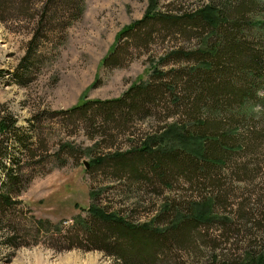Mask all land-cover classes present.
Instances as JSON below:
<instances>
[{
    "label": "rangeland",
    "instance_id": "374dc122",
    "mask_svg": "<svg viewBox=\"0 0 264 264\" xmlns=\"http://www.w3.org/2000/svg\"><path fill=\"white\" fill-rule=\"evenodd\" d=\"M242 2L246 10L239 17L235 9ZM207 4L246 26L241 41L253 47L264 42L258 27L264 22V0H161L155 12L180 20L171 26L152 22L120 41L124 29L153 11V0H0V123L7 119L16 131L9 144L11 134L0 132V160L17 173L12 186L4 187L6 172L0 170V193H11L13 203L0 209V264H126L120 252L96 250L111 248L112 242L90 239V230L108 238V225L95 219L90 207L136 226L156 219L151 228L165 230L204 199H214L210 226H194L181 234L180 244L169 242L158 250L153 261L129 263L245 264L248 257H264V90L258 92L261 105L250 110L254 119L242 121L237 133L231 117L238 108L229 112L225 106L218 115L204 104L194 110L196 92L188 91L202 59L197 51L211 29L191 26L182 17ZM212 37L207 40L216 43ZM117 46V65L104 67ZM156 69L182 73L177 79L187 83L178 89L181 105L164 92L145 112H118L114 122L106 123L99 113H69L86 101L119 99L136 84L159 86ZM205 120L223 122L228 135H236L230 146L244 148L228 154L225 166L168 169L163 178L116 173L115 153L138 149L176 124L201 134ZM253 130L255 136L249 134ZM155 146L154 152L168 148L158 141ZM98 157H106L105 164L91 165ZM133 239V246H142Z\"/></svg>",
    "mask_w": 264,
    "mask_h": 264
},
{
    "label": "trees",
    "instance_id": "16d2710c",
    "mask_svg": "<svg viewBox=\"0 0 264 264\" xmlns=\"http://www.w3.org/2000/svg\"><path fill=\"white\" fill-rule=\"evenodd\" d=\"M160 1L153 0V11L147 12L142 20L136 21L124 29L119 35V41L128 35L138 33L143 27L152 22L160 21L167 26H171L180 20L176 17L156 13ZM245 8L246 2H242L235 9V13L240 17V14H244ZM182 19L188 20L187 23L191 26L211 29L210 36L207 39L217 36L216 43L211 42V44L206 39L201 49L197 51L202 56L201 61L197 60V66L193 68L194 76L197 79L195 80L194 77L188 81V91H195L197 96L195 102L192 103L193 109L199 110L204 104L209 111L214 112L212 114L216 113L218 115L225 106H228L229 112H231V109L238 108V115L231 117L233 131L237 133L241 128L242 121L254 119V114L250 111L252 107L257 104L261 105V97L258 96V92L264 90V42L259 40L258 45L253 44L255 46L253 47L248 42L241 41V28L243 29L246 26L240 25L238 18L231 20L224 9L222 10L214 4H207L192 13L185 14ZM258 24V27L264 31V22ZM225 27H229V30ZM35 41H32L31 45H34ZM173 54L180 57L183 53L175 52ZM118 55L117 46L104 60V67L116 66ZM27 60L28 58H25L22 65ZM175 72L171 71L166 74L156 69L153 78L159 77L161 80L159 86L153 84L152 81L147 84H136L129 88L119 99L86 101L70 110L69 113L83 116L88 115L89 112H93L95 116L99 113L105 118L106 123L114 122L118 112L120 114L128 113L129 115L145 112L146 107H150L154 102L153 98L160 95L164 96V92L173 97L175 105L179 103L181 105L184 98L180 97L178 89L185 86L187 81H179L177 77L180 78L182 73L180 71ZM170 74L176 79H169ZM199 84L201 88L198 87ZM258 99L260 100L258 101ZM188 106L190 107V105ZM248 107L251 109H248ZM201 126L204 128V132L194 135L188 133L185 127H179L177 124L172 125L160 137L145 139L138 149H132L126 153H115L113 160L116 173H131L139 178L143 172L145 174L157 173L163 178L162 171L168 169L170 173H177L190 166L192 170L195 169L194 171L197 168L204 171L214 166H225L228 154L239 153L244 150L242 145L230 146L229 140H236V135H228L227 130L229 128H226L223 122L214 123L205 120ZM14 129L15 126L11 128L8 125L7 119L1 121L0 132L11 134L7 138V144H9V141L16 140ZM249 134L255 136L257 133L253 130ZM257 137H259V134ZM157 141L164 143L166 145L164 147L168 148L154 152L157 148L155 146ZM168 142L172 144L170 145ZM175 145L180 147L181 152L174 149ZM174 150L176 151L175 156L168 154L169 151ZM106 160V157H98L93 159L90 164L102 166ZM1 169L6 172L7 177V180L3 183L4 187L9 184L12 186L13 180L17 177L16 171H13V168H9L0 160ZM16 195H20V190L16 192ZM12 205L11 193H0V209ZM213 207L214 199H204L194 203L188 215L179 213L172 221L171 227L162 230L158 227L151 228L152 225H156V219L152 221L153 224L150 222L136 226L117 214H108L104 210L93 206L90 207L88 212L95 219L108 225V238H99L96 231L90 230V239L94 240L95 238L112 242L111 248L97 247L96 250L101 249L110 255H118L120 252L119 255L126 264H131L129 260L136 259L153 261L158 250L168 245L169 242L174 243V245L180 244L181 234L189 232L194 226H210L213 222ZM173 232L178 233L177 236H170ZM134 237L142 244L141 247L137 248L132 245L131 241L135 240ZM245 264H264V257L261 256L258 259L248 257Z\"/></svg>",
    "mask_w": 264,
    "mask_h": 264
},
{
    "label": "water",
    "instance_id": "95a60500",
    "mask_svg": "<svg viewBox=\"0 0 264 264\" xmlns=\"http://www.w3.org/2000/svg\"><path fill=\"white\" fill-rule=\"evenodd\" d=\"M85 165H86V168L88 169L89 168V163H85Z\"/></svg>",
    "mask_w": 264,
    "mask_h": 264
}]
</instances>
